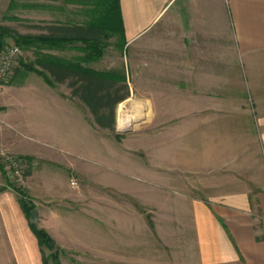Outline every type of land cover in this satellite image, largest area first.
Returning <instances> with one entry per match:
<instances>
[{"label": "rangeland", "instance_id": "obj_1", "mask_svg": "<svg viewBox=\"0 0 264 264\" xmlns=\"http://www.w3.org/2000/svg\"><path fill=\"white\" fill-rule=\"evenodd\" d=\"M66 1L0 0V57L8 46L20 48L11 77L0 84V152L23 164L18 178L0 160V188H21L36 206L39 227L54 241L53 248L42 246L46 264H190L199 255L194 212L210 203L221 167L246 157L244 138L228 131L226 58L204 42L196 62L194 52L180 49L178 29L163 22L134 46L120 36L106 40L103 57L87 67L118 76L103 81L100 92L108 96L98 111L107 127L81 98L78 77L34 65L57 86L53 95L79 115L42 113L43 124L55 125V137L35 141L17 120L29 112V89L16 85L43 80L23 63L55 55L16 38L57 35L58 23L88 19ZM57 52L60 59L84 55L74 47Z\"/></svg>", "mask_w": 264, "mask_h": 264}, {"label": "crops", "instance_id": "obj_2", "mask_svg": "<svg viewBox=\"0 0 264 264\" xmlns=\"http://www.w3.org/2000/svg\"><path fill=\"white\" fill-rule=\"evenodd\" d=\"M120 1L127 44H138L163 22L178 29L180 49L194 52L196 62L204 55V42L206 47L215 43L218 56L226 58L228 131L244 138L240 147L246 157L242 166L221 167L210 203L194 212L199 255L190 264H264V0ZM65 26L69 23L57 24ZM60 29L58 36L64 33ZM59 49L64 47L50 53L61 56ZM16 86L29 89L31 98L24 100L29 112L24 120L16 119L35 141L55 134L54 124L39 119L42 113L79 116L65 98L53 95L57 86L44 79ZM15 193L11 187L0 188V264H45L33 220Z\"/></svg>", "mask_w": 264, "mask_h": 264}, {"label": "trees", "instance_id": "obj_3", "mask_svg": "<svg viewBox=\"0 0 264 264\" xmlns=\"http://www.w3.org/2000/svg\"><path fill=\"white\" fill-rule=\"evenodd\" d=\"M67 4H76L80 8L77 10V16L81 17L83 14L88 15V19H79L75 22H71L69 26L64 28H56V30H62L63 35H55L54 32L50 35H41L38 37L30 36H18L16 38L19 44H26L28 46H35L38 49L49 48H68L73 47L83 52L84 55L70 59H60L52 55H44L43 60L31 62L29 64L23 63V68L27 71H34L39 73L43 79L51 86H55L54 83L42 72L34 67L39 65L45 70L53 73L56 76L61 74L66 77L76 76L77 81H81V98L94 113L96 122L101 127H107L105 119L98 115V111H101L105 105L104 100L107 97H102L100 92L103 87V81L118 77L113 72H101L87 67L88 61L94 58H102L104 55V49L107 47L108 42L106 40L120 36L125 40V26L122 15L121 1L120 0H67ZM83 15V16H86ZM6 33L7 30L3 29ZM0 32V53L4 46V37ZM123 100V99H122ZM120 99H117V102ZM0 169L4 171L5 167L0 163ZM12 189L19 193V201L29 218L32 217V211L36 206L30 202L26 192L24 193L21 188ZM19 189V190H18ZM19 191V192H18ZM32 228L35 232L41 246H49L53 248V239L48 232L43 228L37 227L32 222ZM44 263L46 260L44 257Z\"/></svg>", "mask_w": 264, "mask_h": 264}, {"label": "built area", "instance_id": "obj_4", "mask_svg": "<svg viewBox=\"0 0 264 264\" xmlns=\"http://www.w3.org/2000/svg\"><path fill=\"white\" fill-rule=\"evenodd\" d=\"M19 55L20 48L17 46H8L2 52L0 57V84L4 83L11 77L13 69L17 65ZM0 160H4L8 164V169L11 170L16 177L22 178L23 164L21 160L3 152H0ZM72 185L76 187L78 186V182L73 181Z\"/></svg>", "mask_w": 264, "mask_h": 264}, {"label": "water", "instance_id": "obj_5", "mask_svg": "<svg viewBox=\"0 0 264 264\" xmlns=\"http://www.w3.org/2000/svg\"><path fill=\"white\" fill-rule=\"evenodd\" d=\"M32 220H33V223L37 227H39L40 218H39L38 211L36 209H33V211H32Z\"/></svg>", "mask_w": 264, "mask_h": 264}, {"label": "bare ground", "instance_id": "obj_6", "mask_svg": "<svg viewBox=\"0 0 264 264\" xmlns=\"http://www.w3.org/2000/svg\"><path fill=\"white\" fill-rule=\"evenodd\" d=\"M137 108H139V109H140V108H141V105H140V106L138 105V106H137ZM138 112H140V111L138 110ZM121 121H122V120H121Z\"/></svg>", "mask_w": 264, "mask_h": 264}]
</instances>
